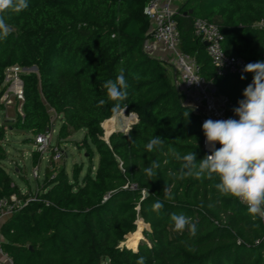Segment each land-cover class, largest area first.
<instances>
[{"label":"trees","instance_id":"trees-1","mask_svg":"<svg viewBox=\"0 0 264 264\" xmlns=\"http://www.w3.org/2000/svg\"><path fill=\"white\" fill-rule=\"evenodd\" d=\"M146 2L28 0L26 10L5 13L12 31L0 41V97L6 68L36 71L22 77V114L11 129L34 138L49 128L54 114L61 120L59 138L84 130L99 156L94 174L85 173L80 183L77 170L72 180L64 171L46 170L43 192L1 225V247L12 264H136L140 256L145 264H264V245H255L263 234L258 216L222 196L217 178L169 175L181 162L165 155L168 147L181 154L193 151L199 161L206 156L205 135L199 116L184 106L169 67L143 51L150 29ZM198 18L218 27L226 55L247 64L264 61V0H182L175 16L179 50L194 59L200 74L227 98L229 117L238 119L234 109L253 74L216 76L193 34ZM120 69L128 96L114 113L112 102L101 106L99 101L107 100L102 84ZM121 111L136 121L124 133L109 134L106 143L102 126L108 134L112 117ZM153 136L164 139L163 148L146 152ZM4 139L0 126V201L12 195L21 199L2 164ZM84 147L90 150L87 143ZM153 160L160 167L149 180L143 169ZM165 187L171 201L165 200ZM158 200L164 206L157 213L152 206ZM173 213L191 217L196 234L175 231ZM142 226L148 230L140 240Z\"/></svg>","mask_w":264,"mask_h":264},{"label":"clouds","instance_id":"clouds-1","mask_svg":"<svg viewBox=\"0 0 264 264\" xmlns=\"http://www.w3.org/2000/svg\"><path fill=\"white\" fill-rule=\"evenodd\" d=\"M28 6V0H0V41L6 40L12 31L5 13H20ZM243 72L252 73L253 79L243 91L244 99L234 109L239 118L207 119L202 124L210 154L197 161L193 151L181 154L174 147H168L165 155L181 162L179 170L169 175L176 179L217 178L215 188L222 196L245 204L253 218H264V61L248 63ZM244 78L242 75L241 79ZM128 87L124 71L120 69L114 80L109 79L102 84L107 100L101 99L99 105L112 102L113 112H118L121 103L127 99ZM216 144L220 147L217 148ZM163 145L164 139L153 136L146 143L145 150L153 152L163 148ZM159 167V162L153 160L143 171L149 180H153ZM163 193L165 200L173 199L168 187ZM163 206V202L158 200L152 206L153 211L158 213ZM170 219L175 231H188L191 236L196 234V225L191 217L173 213ZM136 264H145V257L140 256Z\"/></svg>","mask_w":264,"mask_h":264},{"label":"built area","instance_id":"built-area-1","mask_svg":"<svg viewBox=\"0 0 264 264\" xmlns=\"http://www.w3.org/2000/svg\"><path fill=\"white\" fill-rule=\"evenodd\" d=\"M181 2L182 0H147L143 13L150 22V29L148 32L149 37L143 43V51L151 55L154 46H159L171 56V60L165 61L166 65L172 68L176 74L174 86L181 94L184 106L191 108L199 116L202 124L207 119H229L227 98L220 95L214 85L200 74L199 67L194 59L179 50L180 38L175 16L179 12ZM262 26V23L257 24V27ZM193 34L202 43H207V47H205L206 53L210 58L217 77L224 78L245 74L243 69L247 63L240 57L225 54L222 48L223 36L215 24L209 23L204 19H195L193 22ZM27 72L32 71L18 65L5 69L0 97L2 108L13 104L22 106V77ZM129 116L136 121L132 115ZM53 132V128L49 126L44 133L33 138V143L38 153L45 154L52 151L54 155L51 160L57 161L61 153L56 148L53 149L51 142ZM216 147L219 148L220 145L216 144ZM202 148L206 155L210 154L206 137L203 139ZM38 176V169L35 168L32 172V177L38 179ZM35 198L23 202L21 207L15 205L17 201L15 195H12L9 199H2L0 201V227L16 210L21 209L27 202L34 201ZM238 202L247 208L239 200ZM258 218L263 228V234L255 242V245H264V218L259 216ZM2 241L3 239L0 236V264H12L11 258L1 247Z\"/></svg>","mask_w":264,"mask_h":264},{"label":"rangeland","instance_id":"rangeland-1","mask_svg":"<svg viewBox=\"0 0 264 264\" xmlns=\"http://www.w3.org/2000/svg\"><path fill=\"white\" fill-rule=\"evenodd\" d=\"M31 71L36 72L34 68H31ZM17 114H22V109L19 104L3 107L0 111V126H2L5 134V139L2 143L6 152V158L2 161V164L7 174H9L17 186L19 195L21 196V199L16 196V206L21 207L23 202L31 198L33 199L43 192L46 184V170L52 171L53 174L64 171L69 180H72V173L77 170L79 172L78 183L81 182L85 173L90 172L94 174L98 166L99 156L90 141H85L84 130L69 131L68 137L66 139H61L57 135L61 120L54 114H51L49 126L54 130L51 140L52 146L53 149L56 148L61 153L58 160L53 161L51 160L54 155L52 151L46 152L45 154L37 152L33 143V137L30 134L11 129ZM112 118L114 119V127L110 131L111 133H124L128 130L130 125L135 122L122 111ZM102 129L104 132V140L106 136L111 133L109 132L107 134L103 126ZM86 143L89 145L90 150L84 147ZM35 168L38 169V179L32 177V172ZM52 178H54V175L50 179ZM146 230H148L147 226L141 227L140 240L144 239L143 231ZM127 242L125 243L126 246H128ZM128 247L132 248L133 246Z\"/></svg>","mask_w":264,"mask_h":264},{"label":"crops","instance_id":"crops-1","mask_svg":"<svg viewBox=\"0 0 264 264\" xmlns=\"http://www.w3.org/2000/svg\"><path fill=\"white\" fill-rule=\"evenodd\" d=\"M164 63H166L167 60H171V56L169 54H167L166 52H164L159 46H154L152 54L150 55ZM166 60V61H165ZM168 73L170 78L172 79L173 84L176 81V74L174 72V70L172 68H168Z\"/></svg>","mask_w":264,"mask_h":264},{"label":"water","instance_id":"water-1","mask_svg":"<svg viewBox=\"0 0 264 264\" xmlns=\"http://www.w3.org/2000/svg\"><path fill=\"white\" fill-rule=\"evenodd\" d=\"M190 13V12H189ZM186 14V13H185ZM203 46L204 47H207V43H203ZM122 112H124V111H122ZM135 119H136V116L135 115H132ZM108 138H109V135L108 136H106V138L104 139V141L106 142V143H108ZM147 196V193H143V197H146ZM29 249H31V248H29Z\"/></svg>","mask_w":264,"mask_h":264},{"label":"bare ground","instance_id":"bare-ground-1","mask_svg":"<svg viewBox=\"0 0 264 264\" xmlns=\"http://www.w3.org/2000/svg\"><path fill=\"white\" fill-rule=\"evenodd\" d=\"M130 121V120H129ZM111 133V132H110Z\"/></svg>","mask_w":264,"mask_h":264}]
</instances>
